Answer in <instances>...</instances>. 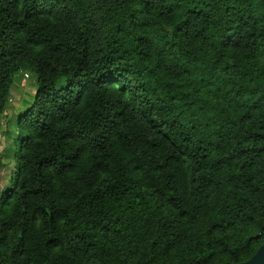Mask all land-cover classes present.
Masks as SVG:
<instances>
[{"label": "trees", "instance_id": "16d2710c", "mask_svg": "<svg viewBox=\"0 0 264 264\" xmlns=\"http://www.w3.org/2000/svg\"><path fill=\"white\" fill-rule=\"evenodd\" d=\"M26 65L0 264H235L264 243V0H0V127Z\"/></svg>", "mask_w": 264, "mask_h": 264}, {"label": "rangeland", "instance_id": "374dc122", "mask_svg": "<svg viewBox=\"0 0 264 264\" xmlns=\"http://www.w3.org/2000/svg\"><path fill=\"white\" fill-rule=\"evenodd\" d=\"M16 79L19 80L18 81L19 83L21 81H24L25 83L29 84L28 102H27V107H29L31 105L30 103L31 99L34 100L35 92L37 89V80H38L37 72L35 69H32L31 67L26 65V67H23L18 72ZM16 111H18L17 108ZM19 113L11 114L9 116L7 127H5L7 124L6 119H4V125L1 126V128L3 127L8 128L5 132H2V136L0 135V142L4 144V147L0 145V151H2L5 148L4 156L2 159H0V169H4V172H2L4 176L0 184V187L2 186L1 188L3 189L7 188L11 184L18 166V157H17L18 144L16 138L19 133V129L17 128V120L19 117Z\"/></svg>", "mask_w": 264, "mask_h": 264}, {"label": "crops", "instance_id": "0c3cea01", "mask_svg": "<svg viewBox=\"0 0 264 264\" xmlns=\"http://www.w3.org/2000/svg\"><path fill=\"white\" fill-rule=\"evenodd\" d=\"M18 81L19 80L17 79L11 91V97L13 98V101L10 104L9 108L3 114V117L4 119H6V123H7L5 127H7L8 125V118L11 114H18L21 110H24L27 107L29 84L25 83L24 81H21L19 83ZM32 102L33 99H31L30 103L32 104ZM16 108L18 109V111H16ZM5 127L1 128L3 132L5 130ZM0 145L4 147L3 143H1ZM4 150L5 148L2 151H0V159H2L4 156ZM2 172H4V169H0V184L4 176Z\"/></svg>", "mask_w": 264, "mask_h": 264}, {"label": "water", "instance_id": "95a60500", "mask_svg": "<svg viewBox=\"0 0 264 264\" xmlns=\"http://www.w3.org/2000/svg\"><path fill=\"white\" fill-rule=\"evenodd\" d=\"M235 264H264V243L250 259Z\"/></svg>", "mask_w": 264, "mask_h": 264}, {"label": "built area", "instance_id": "2783aa9c", "mask_svg": "<svg viewBox=\"0 0 264 264\" xmlns=\"http://www.w3.org/2000/svg\"><path fill=\"white\" fill-rule=\"evenodd\" d=\"M27 75V74H26ZM12 102V98H9V103ZM1 124H3V122H1ZM0 135H2V132H1V127H0Z\"/></svg>", "mask_w": 264, "mask_h": 264}, {"label": "clouds", "instance_id": "9594fccd", "mask_svg": "<svg viewBox=\"0 0 264 264\" xmlns=\"http://www.w3.org/2000/svg\"><path fill=\"white\" fill-rule=\"evenodd\" d=\"M9 98H12V97L10 96ZM12 101H13V98H12ZM11 103H12V102H11ZM11 103H10V104H11ZM1 136H2V135H1Z\"/></svg>", "mask_w": 264, "mask_h": 264}]
</instances>
